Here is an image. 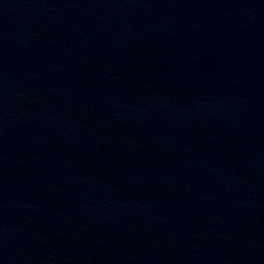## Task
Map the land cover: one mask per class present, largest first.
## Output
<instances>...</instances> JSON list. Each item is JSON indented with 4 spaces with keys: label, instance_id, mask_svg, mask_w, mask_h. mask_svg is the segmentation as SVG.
I'll return each instance as SVG.
<instances>
[{
    "label": "water",
    "instance_id": "obj_1",
    "mask_svg": "<svg viewBox=\"0 0 264 264\" xmlns=\"http://www.w3.org/2000/svg\"><path fill=\"white\" fill-rule=\"evenodd\" d=\"M0 264H264V0H0Z\"/></svg>",
    "mask_w": 264,
    "mask_h": 264
}]
</instances>
